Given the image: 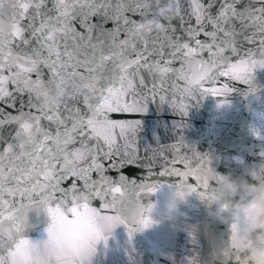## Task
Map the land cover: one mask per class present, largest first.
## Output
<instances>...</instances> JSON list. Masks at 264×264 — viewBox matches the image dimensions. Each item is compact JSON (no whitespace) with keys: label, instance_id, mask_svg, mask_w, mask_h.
<instances>
[{"label":"snow or ice","instance_id":"obj_1","mask_svg":"<svg viewBox=\"0 0 264 264\" xmlns=\"http://www.w3.org/2000/svg\"><path fill=\"white\" fill-rule=\"evenodd\" d=\"M109 22L111 29L105 27ZM239 37L254 47L243 49ZM257 69H264V0H0V264H10L9 258L12 264H43L32 249L52 245L63 251L69 239L84 233L99 239L98 220L123 224L131 240L152 223L144 214L153 205L142 204L143 195L162 185L123 176L117 181L106 173L145 159L151 165L157 153L165 160L159 177H175L176 188L206 198L210 182L221 178L206 155L193 151L195 164L182 156V137L168 146L171 160L161 147L148 150L150 158L148 151L144 158L134 149L120 152L112 130L134 134L139 122L117 125L108 113L129 107L144 112L148 93L165 103L162 93L177 95L170 80L186 83L177 99L198 103L207 92L226 96L234 90L227 84L210 90L202 85L226 76L251 87ZM137 81L146 89L145 103L122 108ZM177 99L169 101L172 109L186 116L188 106ZM94 199L114 214L91 207ZM41 206L51 223L47 239L33 242L25 232L28 212ZM103 241L107 247L108 237ZM227 254L236 264L251 262L232 245Z\"/></svg>","mask_w":264,"mask_h":264},{"label":"water","instance_id":"obj_2","mask_svg":"<svg viewBox=\"0 0 264 264\" xmlns=\"http://www.w3.org/2000/svg\"><path fill=\"white\" fill-rule=\"evenodd\" d=\"M132 19L139 21L140 16H132ZM113 26L111 22L105 25L109 29ZM77 29L83 31L78 24ZM199 39L204 40L205 37L201 35ZM238 39L242 42L243 49L254 47L243 42V37ZM202 56L207 60V53ZM231 63H236V58ZM174 67H180L179 61ZM145 83L151 87L150 78L146 74ZM168 83H175L176 89H170V92L176 91L177 95L173 97L170 93H162L167 97L165 103H160L158 97L153 100L148 93L144 112L129 107L128 110L108 113V118L117 125H135L139 122V129L134 134L121 135L120 128H114L112 134L115 145L120 152L136 150L140 158L145 157V151L161 147L165 150L163 155L171 160L172 153L168 146L176 144L182 137L186 146L178 145L181 155L187 156L193 164V151L206 155L210 160V167L221 178L218 182H210L206 198L201 199L197 193H191L181 203L180 210L168 216L166 205L172 192H184L187 189L176 188L175 177L161 178L157 175L165 165V160L159 158V153L155 163L151 165L145 159L144 163L136 166L129 165L107 171L106 175L117 181L123 176L127 181L136 184L158 181L162 185L155 193L144 194L141 200L145 206L153 205L151 211L144 214L145 218L152 221L151 226L133 233L129 240L123 224L113 227L98 220L96 228L99 239L84 233L69 239L63 251L52 245L45 249H50V254L56 256L58 264H72L71 259H68L72 257L82 258L80 264H85V259L87 264H236L232 255L227 253L230 246H233L231 225L237 224L239 218L226 215V218L220 219L212 215L216 206L207 198L215 193L235 203L248 197L249 185H264V171H261L264 168V69H257L254 73V84L251 87L256 89L255 92L240 81L217 76L214 80L205 82L202 87L206 90L219 89L227 84L234 90L221 97L207 92L198 96V103L190 98L177 99L180 97L178 89L186 87L184 81L170 80ZM145 95L146 89H141L137 81L135 93L125 96L121 100V107L143 104ZM172 99H177V104L182 102L188 106L186 116L172 109L169 102ZM225 99L227 103L222 104ZM178 123L183 124V127L178 129ZM253 129L260 135L257 136ZM93 144L95 140L89 146ZM100 144L106 151L107 145H104L102 139ZM75 147H80L79 143ZM152 154L148 151V158ZM101 162L108 167L109 161ZM176 167L183 169V165L179 163ZM95 177L94 172L93 178ZM225 178L234 180L240 186L237 193L228 195L222 191V181ZM103 204L104 201L94 199L91 207L103 215H113ZM50 223L51 218L45 208L34 207L28 212V227L25 230L27 238L34 241L47 239L46 228ZM105 228H110V233L105 234ZM104 237H108L107 247L104 245ZM93 244L95 251L89 257L87 253ZM33 258L41 259L43 264H47L39 253L33 255Z\"/></svg>","mask_w":264,"mask_h":264},{"label":"clouds","instance_id":"obj_3","mask_svg":"<svg viewBox=\"0 0 264 264\" xmlns=\"http://www.w3.org/2000/svg\"><path fill=\"white\" fill-rule=\"evenodd\" d=\"M240 186L232 179L225 178L222 181V191L228 195L237 193ZM249 195L246 199L233 203L221 195L211 194L207 199L215 204V210L212 215L224 219L227 216H236L239 218L236 228L233 231V247L242 254H247L253 264H264V185L251 184L248 186ZM191 195V192L173 191L166 205L168 216L176 214L180 210L181 203ZM151 224L148 226L150 227ZM105 234L110 233V228L104 229ZM32 240V239H30ZM34 242V240H32ZM31 247V246H30ZM93 244L87 253V256L94 254ZM35 256L39 253L47 264H58L55 255L50 254V249L45 250L43 245L39 250L32 249ZM72 264H80L82 258L72 257ZM12 264L13 258H9ZM85 264L87 260L85 259Z\"/></svg>","mask_w":264,"mask_h":264}]
</instances>
